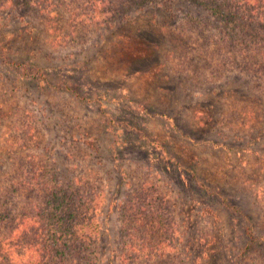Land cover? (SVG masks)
<instances>
[{"label": "rangeland", "instance_id": "rangeland-1", "mask_svg": "<svg viewBox=\"0 0 264 264\" xmlns=\"http://www.w3.org/2000/svg\"><path fill=\"white\" fill-rule=\"evenodd\" d=\"M195 9L150 6L63 49L42 23L0 14V187L35 158L53 162L62 182L95 178L104 198L98 264H125L122 207L152 195L166 199L165 212L173 206L183 255L149 264H264V100L243 98L245 84L232 79L185 88V60L198 55L168 29L173 14Z\"/></svg>", "mask_w": 264, "mask_h": 264}, {"label": "trees", "instance_id": "trees-1", "mask_svg": "<svg viewBox=\"0 0 264 264\" xmlns=\"http://www.w3.org/2000/svg\"><path fill=\"white\" fill-rule=\"evenodd\" d=\"M176 1L0 0V14L42 23L57 34L53 43L63 49L70 39L78 43L86 40L84 35L102 37L138 11ZM180 1L203 12L192 10L180 17L179 11L171 16L178 23L168 26L170 31L177 29L185 47L198 55L190 64L191 56L185 60V88L207 89L232 79L245 84L243 98L260 95L256 99L264 100V0ZM61 14L67 15L68 22L60 26L55 18ZM255 84L260 93L253 91ZM234 92L237 88L230 91ZM246 113L252 116L257 111L251 108ZM16 168L1 179L0 225L7 234L0 244V264H98L103 240L98 211L104 198L97 192L95 178L85 181L77 173L62 182L53 162L38 158ZM10 204L18 208L15 213ZM167 204L165 198L152 195L123 205L118 247L123 263L149 264L172 252L183 255L173 241L170 213L174 208L169 204L165 212Z\"/></svg>", "mask_w": 264, "mask_h": 264}]
</instances>
